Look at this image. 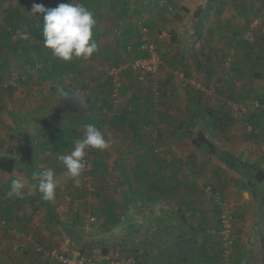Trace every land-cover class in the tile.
<instances>
[{
	"label": "rangeland",
	"instance_id": "rangeland-1",
	"mask_svg": "<svg viewBox=\"0 0 264 264\" xmlns=\"http://www.w3.org/2000/svg\"><path fill=\"white\" fill-rule=\"evenodd\" d=\"M54 1L55 7L67 2V0ZM80 1L77 0L78 3ZM84 1L90 8L84 6L90 10L101 7L99 0ZM53 4L52 2L49 3L46 8L52 7ZM148 5L156 11L157 15H160L162 23L164 21L168 24L171 23L173 27L168 26L169 28L167 27L159 39H157L158 33L161 32H156V37H152L149 28L142 26L139 28L141 31L138 35L139 40L130 41L129 49L116 50L113 53V58L107 56L101 59V56L105 54L102 49L94 53L90 59H74L72 62H63L52 55L54 64L49 66V73L51 76L53 74L55 78L59 76V81L50 80L51 85L54 83V91L58 94L59 88H65L78 92L81 101H87L84 106L90 104L92 111H94L90 112V109L86 107L89 112L84 118L91 122L88 124L96 125L106 137L111 128L118 130V133L121 134L125 128L129 129L135 124L139 129L136 135L139 138L136 143L144 144L139 147L135 143L137 150L130 148L128 150L129 158L121 157L119 161H116L117 158L111 160L114 158L111 155L102 154L108 153L110 149L108 151L89 149L85 158L87 167L79 177L78 184L65 175V169L63 165L61 166L63 176L59 180L64 183L65 188L63 186V190L56 196L63 209L60 210V216L57 212L51 211L50 214H52L51 217L54 218L55 223L50 222V224L52 229H58L65 234L67 241L60 240L62 245L59 247L63 249L43 247L38 253L41 259L43 258L50 264H59V262L46 257L45 251H56L62 255L79 252L84 259H88L85 264H263L264 251L261 246L264 245V236L253 238L252 235L251 240H249V236H244V231L237 230L235 216L232 209L229 208L230 205L220 195L217 183L209 178L205 171L222 164V160L219 163L213 157L224 153L222 135L230 126L236 133L240 132L241 126L254 124L251 117L256 111L263 116L262 121L264 122V108L262 107L264 102H261L262 99L254 98L248 99L246 103H242L239 97H232L230 101L223 99L226 96L222 92L223 80L228 78L232 81L234 79L233 76H230L232 72H229L235 71L236 56H232L233 62L225 68L222 67L223 60L228 56L227 52L223 58L221 57L215 62L216 66L201 67L202 70L199 69L197 75L202 78V74H204L206 78L204 82L195 79L193 80L194 83H191L192 78L190 72L187 71L189 68L187 61L191 58L192 51L199 52V50H194V46L202 36L203 26L210 30L214 27L221 28L222 20L219 19L220 23H218L216 15L220 16V13L226 10L229 16L227 23L233 21L234 24L243 25L245 33L241 36V40L248 51L254 53L256 58L264 63V0H146L145 6L147 8ZM37 17V15L34 17L35 22L32 24L39 30L42 18ZM115 19L110 36L117 41L120 40L124 47H128L126 40L129 38L131 40V36L124 33L125 17L120 15ZM136 21L137 25H142L138 23L140 19ZM144 29L147 30L146 38L155 41L157 44V51L161 59L158 73L154 77H147L148 81L145 83L139 84L134 80L135 72L131 69L126 70L122 78L127 84L128 92L124 94L123 88L121 103L114 104L110 97V82L104 79L105 75L101 69L122 62L123 64L130 63L141 55L139 45ZM16 30L13 29V31ZM135 33L138 34V32ZM12 36H15L14 39L16 40L11 39L15 43L22 40L19 37L20 34L16 36L13 32ZM162 36L166 39V43L162 46L166 52L159 50L157 41H160ZM36 44L42 45V37L33 38L32 45ZM135 44L136 46H134ZM179 44L182 48H178ZM36 48L43 49L38 46ZM185 49L190 57L180 55V51ZM204 52L205 50L202 51L201 56L205 55ZM190 60L194 63V58ZM62 64L63 66H61ZM246 65L245 72H247H244L242 76L244 85L247 86L248 81H250L251 87L254 88L256 85L258 89V83L261 81L259 78L255 81L253 75L261 74L262 70L258 66L252 69L248 66L247 61ZM204 69H214L215 71L210 70V73L207 74ZM182 72L187 73V75L178 78ZM8 74L6 80H0V96L5 92L11 93V87L15 88L17 83L19 86L26 84L24 77L15 78L14 71ZM88 75H94V78L87 79L89 78ZM76 78L81 81L88 80L84 82L85 84H89V80H93L92 83L95 82V85H100L99 89L102 90V93L100 92L96 96V104L90 100L93 97L90 86L61 83L64 80L71 82ZM235 79L240 81L236 77ZM136 89V93L132 91ZM170 90H175L174 97L178 96L174 99L175 104L171 103L173 100L169 96ZM138 100H143V102L134 104ZM69 101L72 107L74 105L80 107L78 102ZM177 103L179 105L185 103V112ZM231 103L236 105L233 106ZM239 105L242 106L239 107ZM236 106L238 110H233L235 114L232 119L229 118L228 120L226 108L233 109ZM123 113L125 114L124 119L121 117ZM161 116L166 118L173 116L176 117L175 120H180V122L175 126L162 129L157 126L158 121L162 120ZM152 118H156L158 121L155 122ZM84 128L77 130L75 139H72L73 144L65 149L62 154H67L74 148L75 142L82 138ZM244 131L246 130L244 129ZM203 132L212 141L218 142V146L210 148L205 143L197 147L194 141L198 134L204 135ZM258 133L255 135L256 138ZM130 136L135 137L131 130ZM204 139L209 142L205 137ZM261 139L264 141L263 135ZM184 141L187 142V146H190V141H192L195 150L198 149L199 153H202L201 155L209 154L212 157L209 161L205 160L200 172L190 171V164L182 163L180 160L182 167L178 176L171 172L176 167L172 154L180 147L185 146L181 145ZM225 148L229 147L226 146ZM188 151L190 150L188 149ZM135 154L136 156H134ZM144 156L149 163L145 162ZM256 167L258 166L245 164L244 168L254 171V169H259ZM170 176L172 182H177V186L182 187V191L172 192V189L165 192L162 186L166 185L167 187V183L164 182ZM135 189L138 191L137 195L134 192ZM192 194H197L198 208L203 205L206 209L204 218L200 212L199 217L196 215L194 220L186 218L185 215L190 212L187 208H185L186 212H183L184 209H182V215L178 212L181 209V204L185 207V204L190 205V201L186 200L184 203L182 200L176 205L177 198ZM39 199L44 204L48 203L42 199L41 195H39ZM49 204L51 206V203ZM65 207L71 209L67 211L64 210ZM165 207H167L165 212L168 214L162 211ZM133 208L137 210L138 215L145 209V216H148L147 220L151 227L150 235L141 234V225L133 227L130 224L133 215L136 214L132 212ZM223 212L228 214L231 219L230 236L233 239V244L232 247L229 246L231 251L229 255H225L223 243L218 236L219 217ZM173 213L178 216V224L168 220L169 215ZM62 217L68 222H65ZM91 217H94V221H90ZM199 221L205 223L201 224ZM165 224L166 226H163ZM175 225L178 226L176 231L174 230ZM162 226L166 229L165 237L159 234L161 231L159 228ZM133 232L141 235L133 238ZM249 233L251 234V231L245 235Z\"/></svg>",
	"mask_w": 264,
	"mask_h": 264
},
{
	"label": "crops",
	"instance_id": "crops-1",
	"mask_svg": "<svg viewBox=\"0 0 264 264\" xmlns=\"http://www.w3.org/2000/svg\"><path fill=\"white\" fill-rule=\"evenodd\" d=\"M51 2L53 4L55 1L0 0V80H6L9 75L8 73L14 71L16 74L15 78L22 76L25 78L26 83L21 86L17 83L15 88L11 87V93L5 92V94L0 96V161L12 162V169L10 171L0 169V215H2L0 217V264H50L43 258L41 259L38 253L40 252L39 250L43 247L57 248L59 245H62L60 240L67 241L64 236L65 234L58 229H52V225L50 224V222L55 223L54 218L51 217V211L57 212L58 216H60V210L63 209L56 196L57 193L63 190V186L65 188L64 183L59 180L63 176V171L61 169L62 163L57 159V155L62 154L65 149L73 144L72 139H75V133H78L77 130H81L82 127L88 125V122L91 123L84 118L89 112L86 107L90 109V112H94L90 104L85 105V108L81 105L80 107L77 105L72 107L69 100L70 103L66 99L62 100L63 98L53 89L54 83L51 85L50 82V80L59 81V76L55 78L53 74L51 76L49 73V66L54 64L52 53L40 44L32 45L33 38L42 37V24L39 26V30L32 24L35 22L33 20L34 17L37 15L42 18V14L30 15L31 8L34 4H42L46 7ZM68 2L69 0L66 3ZM99 2L101 7H96L95 9H91V11L97 21L93 30V38L98 43V50L102 49L105 51L101 59L107 56L113 58V53L116 50L129 49L131 46L130 41L139 40L138 35L141 33L139 28L142 26L149 28L152 37H156V32H161L160 34L158 33L157 39L164 34L168 26L173 28L171 23L168 24L165 21L162 23L160 15H157L150 5H148V8L145 6L146 0H99ZM51 6L50 8H55V4ZM134 10L136 11L134 12ZM120 15L124 16L126 20L124 33L131 36V40H129L130 38L126 40L128 47H124L120 40L117 41L114 37L110 36L113 24L116 21L115 18ZM216 16L218 23H220L219 19L222 20L221 28L214 27L210 30L206 29V26H203L202 36H200L194 46V50H199V52L192 51L191 53L190 51V59L194 58V63L190 59L187 61L189 65L187 71L190 72L189 74L192 78L191 83H194L193 80L195 79L204 82L206 80L205 75L202 74V78H199L197 75L198 70L201 67L210 68L211 66H216L215 62L219 58H223L227 52L228 56L223 60L222 68L230 66L233 62L232 56H236V59L234 57L235 71H230L229 73L232 72L230 76H233L234 79L236 77L240 81H236V79L231 81L228 78L225 81L223 80L222 92L226 95L223 99H229L230 101L232 97H239L242 103H246L248 99L254 98L262 99L261 102H264V63L259 58H256L254 53L249 52L241 40V36L245 33L243 25H240V23L234 24L233 21L227 23L229 16L226 10L221 12L220 16ZM135 19H140L138 23L142 25H137ZM41 20L43 23V18ZM13 29L20 30V33H27L29 38L15 43L12 41L16 40L14 39L15 36H12ZM135 32H138V34ZM165 40L162 36L161 40L157 41L160 52H166V49L162 47L166 43ZM37 46L43 49H37ZM178 48H182V46L179 44ZM204 50L203 54L205 55L201 56ZM180 55L187 57L189 53L185 49L180 51ZM246 61L252 69L258 66L262 70L261 74L257 73L253 75L255 81L257 78L261 81L258 83V89L256 85H254V88L251 87L252 83L250 81H248L247 86L244 85L245 82L242 76L247 68ZM204 70L207 74L210 73V70L215 71L214 69ZM184 73L182 72L178 78L187 75V73ZM88 76L89 78L87 79L94 78V75ZM87 81H81L79 78H76L71 82L64 80L61 83L85 87L90 86L92 89L91 95L93 93V97L90 100L96 104V96L100 92L102 93V90L99 89L100 85H95V82H91L93 80H89V84H85L84 82ZM163 82L165 83V81ZM126 86L127 84L125 83L124 94L128 92ZM132 91L136 93L137 89ZM170 91L169 96L173 100L171 103L175 104L174 99L178 98V96L174 97L175 90ZM207 91L209 90L207 89ZM141 102L143 100H138L134 104ZM255 103H257L256 100ZM184 104L180 103L178 105L185 112ZM231 105L235 106L236 104L231 103ZM262 107L264 108V104H262ZM233 110H238L237 106L233 107V109L230 107L226 108L228 120L229 118L232 119V116L235 114ZM124 116V113L121 114L122 119H124ZM161 117L162 120L160 119L159 121L156 118L152 119L155 122L158 121L157 126L162 129L175 126L180 122V120H175L176 117L173 116L169 118ZM262 117L256 111L251 117V121L254 124H246L245 127L241 126L240 132L236 133L233 127L229 125L230 127L226 130V133L222 135L224 153L231 155L237 161L234 168L228 167L225 164V160L224 162L221 161L219 156H214L213 159L219 163L222 162V164L213 166L210 170L206 169V171L203 168L208 177L217 183L220 195L230 205L229 208L232 209L235 216L237 230L244 231V236H249V240H251L252 235L253 238H262L264 236V144H262L264 141L261 139L262 135L264 137V122L262 121ZM130 130L135 136L134 138L130 136ZM138 130V126L135 124L129 129L125 128V130L121 131V134L118 133V130L116 131L111 128L109 135L106 137L111 140L110 147L106 151L110 150L108 153L102 154L111 155L114 157L111 160L117 158L118 160L116 161H119L121 157L128 159L130 154L128 150L130 148L137 150L135 143L139 138L136 136ZM257 132H259V135L256 138ZM204 137L214 147L218 146V142L215 143V141H212L206 135ZM136 144L140 147L144 143ZM181 145L185 146L183 148L180 147L172 154L176 167L171 172L175 175L179 176L181 173L180 168L182 165L180 160L182 163L190 164V171L200 172L205 160L209 161L210 157H212L209 154L205 156L201 155L202 153H199L198 149L195 150L196 148L192 145V141H190V146H187V142L185 141ZM226 146L229 148H225ZM146 157L144 156L143 158L145 162L149 163ZM245 164L258 166L256 168L259 169L253 168L254 171H249L248 168H244ZM45 168H53L56 173L57 188L54 200L44 204L39 199L40 194L35 190H30L28 187L25 188L23 199L7 195L13 179H23L26 185H28L32 183V172L41 171ZM257 177H261V179L257 180ZM171 178L170 176L164 182L167 183L168 189L166 185L162 186L165 192L172 189V192L182 191V187L177 186V182H172ZM134 192L137 195V189ZM177 199L176 205L182 200L184 203L186 200L190 201V205L185 204V207L181 204V209L178 211L182 215V209H184L183 212H186L185 208L189 209L190 212L185 215L186 218L194 220L196 215L199 217V212L203 215V218L206 215V209L203 205H200L198 208L197 194ZM49 203H51V206ZM166 208L162 210L164 213H166ZM69 209L71 208L65 207L64 210L68 211ZM73 210L76 209L73 208ZM132 212L136 213L137 210L133 208ZM62 218L64 219V217ZM147 218L148 216H145L144 209L141 214L138 215L136 213L133 215L130 224L133 227L141 225V234L150 235L151 227ZM168 220L169 222L178 224L177 214H170ZM65 222L68 221L65 220ZM199 223L204 224L205 222L199 221ZM163 226H166V224ZM163 226L159 228L161 229L159 234L165 237L167 233ZM58 228L61 227L58 226ZM176 229H178L177 225L174 227L175 231ZM249 231H251V234L245 235ZM141 234L133 232V238H137ZM59 249L63 248L59 247ZM261 249L263 250L264 246H261Z\"/></svg>",
	"mask_w": 264,
	"mask_h": 264
},
{
	"label": "clouds",
	"instance_id": "clouds-1",
	"mask_svg": "<svg viewBox=\"0 0 264 264\" xmlns=\"http://www.w3.org/2000/svg\"><path fill=\"white\" fill-rule=\"evenodd\" d=\"M42 14V45L51 51L52 55L63 61L74 59H90L98 51V43L93 38L96 19L91 10L83 4L69 0L55 8H46L42 4H34L30 15ZM20 38L27 39V33H20ZM58 94L63 99L78 102L82 107L87 101H81L79 93L71 89L59 88ZM85 108V107H84ZM111 140L94 124L84 128L81 139L75 142L74 148L67 154H58L57 159L65 169V175L79 183V177L85 171L86 155L89 149L104 151L110 147ZM32 183L26 185L23 179H13L7 195L23 199L25 188L37 191L43 200L52 201L56 195V173L53 168L34 171L31 174Z\"/></svg>",
	"mask_w": 264,
	"mask_h": 264
},
{
	"label": "built area",
	"instance_id": "built-area-1",
	"mask_svg": "<svg viewBox=\"0 0 264 264\" xmlns=\"http://www.w3.org/2000/svg\"><path fill=\"white\" fill-rule=\"evenodd\" d=\"M15 35L20 34V30L14 31ZM147 30H143L141 43L139 45V51L141 55L133 59L130 63H119L117 65L106 66L101 69L105 75V80L110 82V97L114 104L121 103V95L124 88L123 74L126 70L131 69L135 72L134 80L141 84L148 81L147 77H154L158 73V69L161 65V59L157 51V44L155 41L146 38ZM1 89V85H0ZM86 170V169H85ZM225 212V211H224ZM220 214L218 236L221 239L225 255H229L231 251L229 246L232 247L233 239L230 236L231 222L230 217L226 213ZM90 221H94V217L90 218ZM46 257L52 258L59 264H85L88 259L79 252H73L71 255H62L56 251L44 252Z\"/></svg>",
	"mask_w": 264,
	"mask_h": 264
},
{
	"label": "trees",
	"instance_id": "trees-1",
	"mask_svg": "<svg viewBox=\"0 0 264 264\" xmlns=\"http://www.w3.org/2000/svg\"><path fill=\"white\" fill-rule=\"evenodd\" d=\"M86 1H88V0H86ZM80 3L83 4V5H85L86 7L90 8L89 6L86 5V2H85L84 0H81ZM88 3H89V2H88ZM205 143H206L210 148L213 147V145H212L210 142H208V141H206V140L204 139V136H203V135L198 134V137H197L196 140L194 141V144H195L197 147H200L202 144H205ZM219 157H220V159H221L223 162H224V160H225V164H227L228 167H230V168H231V167L234 168L235 165H236V163H237L236 159H234L233 157H231V155H229V154L221 153V154L219 155ZM0 169L10 171V170L12 169V162H10V161H0ZM256 179H257V180H260L261 177H257ZM263 239H264V238H263ZM263 246H264V245H263ZM263 251H264V249H263ZM263 264H264V254H263Z\"/></svg>",
	"mask_w": 264,
	"mask_h": 264
}]
</instances>
